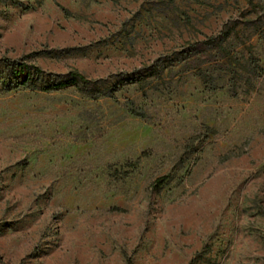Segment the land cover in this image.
<instances>
[{
    "label": "rangeland",
    "instance_id": "rangeland-1",
    "mask_svg": "<svg viewBox=\"0 0 264 264\" xmlns=\"http://www.w3.org/2000/svg\"><path fill=\"white\" fill-rule=\"evenodd\" d=\"M54 1L0 0V264H264V0Z\"/></svg>",
    "mask_w": 264,
    "mask_h": 264
},
{
    "label": "trees",
    "instance_id": "trees-1",
    "mask_svg": "<svg viewBox=\"0 0 264 264\" xmlns=\"http://www.w3.org/2000/svg\"><path fill=\"white\" fill-rule=\"evenodd\" d=\"M54 3L55 1L52 0ZM57 7H59L63 13L68 15V12L61 8L58 4H55ZM204 45H207V47L211 49L216 50H223L224 48L215 40L209 39L207 40ZM196 53H199L200 56L205 57L204 50L201 49V46L197 45L195 49ZM5 66L7 69L10 70V73L12 77L15 80L14 87L19 86H27L32 78L33 75H39L41 71L37 68H31L27 66L26 64L20 63V62H11L6 60ZM23 75V77H20ZM159 72L156 70V68H148L145 71V74L141 73L140 71L134 72L133 74H130L126 77L121 78L117 84L107 92H104L100 90L97 85L98 82L91 81L87 79L85 76H83L80 72L73 70L70 71L66 77L64 78H57L58 81L51 82L46 87H35L31 86V88L40 90L42 92H48L53 90H60V89H66V88H73L78 92H86V93H96L93 97H108L113 99L114 95L120 91H122L123 87L127 85H133L136 84L139 87H143V85L146 83L147 78L158 76ZM30 86V85H29ZM129 111L131 114L142 117L141 114H137L133 108H129Z\"/></svg>",
    "mask_w": 264,
    "mask_h": 264
}]
</instances>
